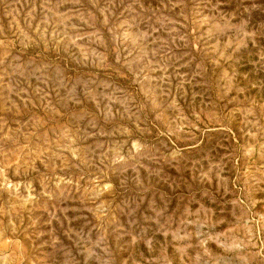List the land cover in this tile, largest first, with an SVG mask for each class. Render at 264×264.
I'll return each mask as SVG.
<instances>
[{
    "label": "rangeland",
    "instance_id": "374dc122",
    "mask_svg": "<svg viewBox=\"0 0 264 264\" xmlns=\"http://www.w3.org/2000/svg\"><path fill=\"white\" fill-rule=\"evenodd\" d=\"M0 264H264V0H0Z\"/></svg>",
    "mask_w": 264,
    "mask_h": 264
}]
</instances>
